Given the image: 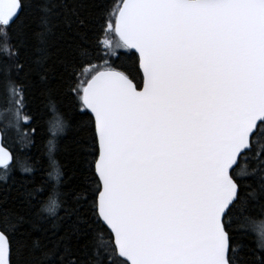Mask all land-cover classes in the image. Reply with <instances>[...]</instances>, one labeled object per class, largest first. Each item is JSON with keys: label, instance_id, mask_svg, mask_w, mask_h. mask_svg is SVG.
<instances>
[{"label": "snow or ice", "instance_id": "6c2138e0", "mask_svg": "<svg viewBox=\"0 0 264 264\" xmlns=\"http://www.w3.org/2000/svg\"><path fill=\"white\" fill-rule=\"evenodd\" d=\"M0 180V264H264V0H0Z\"/></svg>", "mask_w": 264, "mask_h": 264}, {"label": "trees", "instance_id": "16d2710c", "mask_svg": "<svg viewBox=\"0 0 264 264\" xmlns=\"http://www.w3.org/2000/svg\"><path fill=\"white\" fill-rule=\"evenodd\" d=\"M58 41L54 38L53 46L50 50V55L52 59L55 60L58 56ZM43 113L41 117V132L42 134L34 139L31 144H21L19 140L16 141L15 147H17L21 157L27 162V164L33 169L32 173H24L20 169L16 171L17 179L21 177H31L34 176L37 182L36 186H41L44 184L47 191L42 198L41 208L44 203H47L50 199L57 200L58 203H63L65 200L64 192L66 189H61L49 173H55L59 169H63L65 166L71 167V154H72V136L73 129L71 126V121L67 116V109L63 106H57L53 109L51 106L47 105V101L43 102L41 107ZM57 120L66 124L64 131H58L54 128ZM25 132H28L27 127L24 128ZM52 140L54 144H64L66 145V150L60 153L53 152L50 157L47 151L48 141ZM71 174L70 172L68 173ZM3 181L0 180V183ZM60 215H63V209L58 210ZM43 215H47L43 213ZM264 224V220L257 219L256 231H254V238L258 236V229Z\"/></svg>", "mask_w": 264, "mask_h": 264}, {"label": "rangeland", "instance_id": "374dc122", "mask_svg": "<svg viewBox=\"0 0 264 264\" xmlns=\"http://www.w3.org/2000/svg\"><path fill=\"white\" fill-rule=\"evenodd\" d=\"M264 225V224H263Z\"/></svg>", "mask_w": 264, "mask_h": 264}]
</instances>
